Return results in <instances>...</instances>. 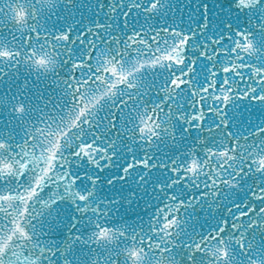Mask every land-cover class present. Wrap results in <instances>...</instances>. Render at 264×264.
Returning <instances> with one entry per match:
<instances>
[{
  "label": "snow or ice",
  "instance_id": "6c2138e0",
  "mask_svg": "<svg viewBox=\"0 0 264 264\" xmlns=\"http://www.w3.org/2000/svg\"><path fill=\"white\" fill-rule=\"evenodd\" d=\"M0 264H264V0H0Z\"/></svg>",
  "mask_w": 264,
  "mask_h": 264
},
{
  "label": "water",
  "instance_id": "95a60500",
  "mask_svg": "<svg viewBox=\"0 0 264 264\" xmlns=\"http://www.w3.org/2000/svg\"><path fill=\"white\" fill-rule=\"evenodd\" d=\"M125 191H126V189H125Z\"/></svg>",
  "mask_w": 264,
  "mask_h": 264
}]
</instances>
